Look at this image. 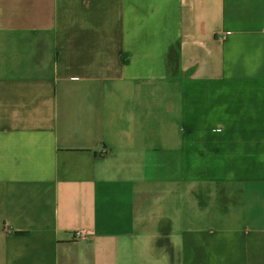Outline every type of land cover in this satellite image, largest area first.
Returning a JSON list of instances; mask_svg holds the SVG:
<instances>
[{
  "label": "crops",
  "instance_id": "0c3cea01",
  "mask_svg": "<svg viewBox=\"0 0 264 264\" xmlns=\"http://www.w3.org/2000/svg\"><path fill=\"white\" fill-rule=\"evenodd\" d=\"M35 45L50 47L44 59L31 57ZM180 55L210 76L202 105L223 113L218 101L233 96V109L246 102L264 121V0H0V264H162L145 232L169 191L140 173L154 166V110L177 94L163 74ZM254 124L250 164L237 166L236 142L199 163L214 166L219 207L222 183L237 182L254 216L246 225L213 208L179 233L182 215L192 221L182 213L179 264H264V128Z\"/></svg>",
  "mask_w": 264,
  "mask_h": 264
},
{
  "label": "rangeland",
  "instance_id": "374dc122",
  "mask_svg": "<svg viewBox=\"0 0 264 264\" xmlns=\"http://www.w3.org/2000/svg\"><path fill=\"white\" fill-rule=\"evenodd\" d=\"M46 16H50L49 6H39L36 10V17L44 19ZM32 27L36 31L43 29L42 21L39 20V23L32 25ZM192 91L198 93V88H194ZM165 94L167 96L170 95L167 90ZM162 96H164V92ZM233 98V96H223L222 100L218 101L219 105H229L230 109H225L223 113L220 110L221 108L216 105L215 100L212 101L211 109L206 104L195 107V105L185 102L180 98L178 93L167 98L166 101L163 100V104L161 102V110H154V118L160 131V136L157 140V143H160L156 151L157 155H153L151 158L154 166L144 165L142 173L140 174L142 176L153 175L155 177L153 184L155 186L159 185L158 187L165 188L169 191L172 186V179H174V176L179 170H182V172L185 170V164L194 174L201 169L200 166L202 165L199 163L203 159H209L213 162L222 161L221 152L223 151V147L233 142H236L240 146L238 149L240 157L237 159V166L240 167L250 164L254 160L255 153L249 147V141L253 138V131H249V127L255 123L254 126L257 128V132L261 133V137H263L262 127L264 128V126L262 125H264V121L254 122L253 117L248 114L246 102L244 103L245 109L236 104L234 105L238 110L233 109L230 103L233 104L238 101V99ZM169 106L170 110L168 112L167 109ZM203 115V126L200 127V119ZM183 126H185V141L182 136ZM195 127L197 129L202 128L203 130L198 131L196 137L193 139L192 133L195 131ZM258 127L261 128L259 129ZM144 159L146 160L147 158L145 157ZM246 176L249 177L248 175ZM111 177L116 178L117 176L111 173ZM165 178H170V182L167 185L163 184ZM109 186L113 190L117 188V184L115 183ZM240 189V184L237 182L234 184H226L223 182L222 192L224 198L228 199V203L225 206L214 208L212 211L218 212L221 216L222 214L226 215L231 213V215L243 220L242 223L249 225L243 218L253 217L256 205L244 199V194L241 193L242 190ZM187 218L186 215H182L179 221V233L184 231L185 222H188V225L195 222L193 220L186 221ZM222 220V217L216 219V227L220 226Z\"/></svg>",
  "mask_w": 264,
  "mask_h": 264
},
{
  "label": "water",
  "instance_id": "95a60500",
  "mask_svg": "<svg viewBox=\"0 0 264 264\" xmlns=\"http://www.w3.org/2000/svg\"><path fill=\"white\" fill-rule=\"evenodd\" d=\"M50 47H41L35 45L31 54L32 58L42 60ZM51 54L45 62L50 61ZM196 67V68H195ZM200 67L196 64H189L183 68L185 74L191 73V83L193 88H198V73L195 72ZM204 75V82L210 77ZM193 81V82H192ZM199 86V87H198ZM214 166L202 168L196 173H177L175 183L171 186L169 193L160 200L159 208L153 215V228L147 229L145 251H153L154 255L162 259V264H179L178 259L183 252L182 244L176 236L178 221L182 213H185L195 222L202 223L207 220L210 211L221 206L220 187L217 173L211 175V169ZM148 222V221H147ZM148 224V223H147ZM156 236V237H154ZM169 254V258L167 255ZM179 255V256H178ZM171 259V260H170ZM175 260V261H174Z\"/></svg>",
  "mask_w": 264,
  "mask_h": 264
},
{
  "label": "flooded vegetation",
  "instance_id": "af4514ba",
  "mask_svg": "<svg viewBox=\"0 0 264 264\" xmlns=\"http://www.w3.org/2000/svg\"><path fill=\"white\" fill-rule=\"evenodd\" d=\"M180 58H181V61L178 64V66L173 65L171 67H168L165 70V72L163 74L165 77V83L170 88L174 87L175 91H177L176 93H178L179 96L181 94H184V95H187V97L192 98L188 102L195 105V107H198V105L200 107V105H202L201 99L199 97H197V95H196L197 93L195 91H192L194 89L193 88L194 85L191 83V80H190V78H195V77L191 76L190 72H189V74H185L182 70L183 68L186 67V65H189L190 62L188 63V61H184L183 55H180ZM193 63H195V62L193 61ZM205 70L206 69H204V67L201 65L200 68L197 71H195L197 73L199 72L198 73V79L203 78ZM210 174L214 175L215 172L213 170H211Z\"/></svg>",
  "mask_w": 264,
  "mask_h": 264
},
{
  "label": "built area",
  "instance_id": "2783aa9c",
  "mask_svg": "<svg viewBox=\"0 0 264 264\" xmlns=\"http://www.w3.org/2000/svg\"><path fill=\"white\" fill-rule=\"evenodd\" d=\"M80 237H81V234H79V233H76V234L74 235L75 240H78Z\"/></svg>",
  "mask_w": 264,
  "mask_h": 264
}]
</instances>
